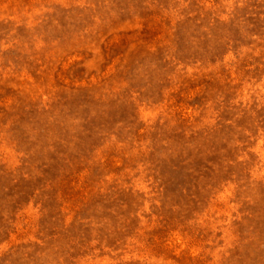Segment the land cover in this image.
<instances>
[{
	"label": "rangeland",
	"instance_id": "obj_1",
	"mask_svg": "<svg viewBox=\"0 0 264 264\" xmlns=\"http://www.w3.org/2000/svg\"><path fill=\"white\" fill-rule=\"evenodd\" d=\"M0 264H264V0H0Z\"/></svg>",
	"mask_w": 264,
	"mask_h": 264
}]
</instances>
